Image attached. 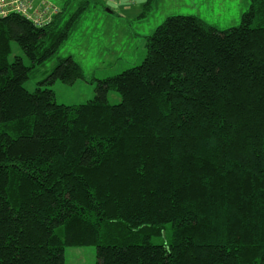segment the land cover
<instances>
[{
	"label": "trees",
	"instance_id": "obj_1",
	"mask_svg": "<svg viewBox=\"0 0 264 264\" xmlns=\"http://www.w3.org/2000/svg\"><path fill=\"white\" fill-rule=\"evenodd\" d=\"M75 1L42 26L0 16V264H64L81 246L96 264H264V0L226 30L166 17L139 65L64 105L51 86L84 79L72 56L24 83L77 28L90 0ZM12 42L29 66L8 62Z\"/></svg>",
	"mask_w": 264,
	"mask_h": 264
},
{
	"label": "rangeland",
	"instance_id": "obj_2",
	"mask_svg": "<svg viewBox=\"0 0 264 264\" xmlns=\"http://www.w3.org/2000/svg\"><path fill=\"white\" fill-rule=\"evenodd\" d=\"M50 1L62 5L63 0ZM157 2V9H154L156 13L152 12L144 20H133L129 23L131 30L137 33V36L131 37L125 25L118 23V27L114 28V22H119L120 19L105 13L106 7L102 4L90 0V6L75 31L70 34L51 60L31 70L24 87L28 91H33L59 59L72 56L81 67L84 79L76 81L71 86L57 81L51 89L59 104L86 103L94 97L92 79L114 76L143 61L146 55L144 36L150 35L166 17L194 15L207 25L218 30H226L238 26L243 13L249 8V0H157ZM77 3L78 0L72 5L75 6L73 9L76 8ZM15 57H20L25 66L30 65L20 47L12 42L8 62L11 63ZM108 101L110 104L119 103L118 93L109 92ZM170 232V225H165L162 236L152 239V242H167ZM64 264H96L95 247H66Z\"/></svg>",
	"mask_w": 264,
	"mask_h": 264
},
{
	"label": "built area",
	"instance_id": "obj_3",
	"mask_svg": "<svg viewBox=\"0 0 264 264\" xmlns=\"http://www.w3.org/2000/svg\"><path fill=\"white\" fill-rule=\"evenodd\" d=\"M58 11V8L48 0H0V16L17 12L37 26L49 23Z\"/></svg>",
	"mask_w": 264,
	"mask_h": 264
},
{
	"label": "crops",
	"instance_id": "obj_4",
	"mask_svg": "<svg viewBox=\"0 0 264 264\" xmlns=\"http://www.w3.org/2000/svg\"><path fill=\"white\" fill-rule=\"evenodd\" d=\"M144 1L145 0H114L112 3L104 5V7H106L105 13L121 20H119V22H114V28L118 27V23H120L122 26L125 25L130 36L134 37L137 36V33L131 30V25L129 23L133 20H137V16L141 12L142 4L144 3ZM63 2H65V0L61 1V3ZM55 4L61 6L57 3ZM157 5L158 2L157 0H155L154 9H157ZM154 13H156L155 10L153 11V14Z\"/></svg>",
	"mask_w": 264,
	"mask_h": 264
}]
</instances>
